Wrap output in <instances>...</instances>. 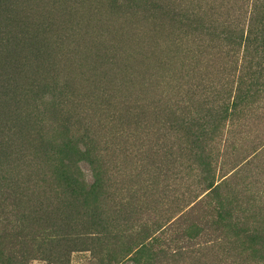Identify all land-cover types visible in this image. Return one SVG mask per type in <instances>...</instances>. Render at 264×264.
Masks as SVG:
<instances>
[{"label":"rangeland","instance_id":"1","mask_svg":"<svg viewBox=\"0 0 264 264\" xmlns=\"http://www.w3.org/2000/svg\"><path fill=\"white\" fill-rule=\"evenodd\" d=\"M1 150L0 264H264V0H0Z\"/></svg>","mask_w":264,"mask_h":264},{"label":"trees","instance_id":"2","mask_svg":"<svg viewBox=\"0 0 264 264\" xmlns=\"http://www.w3.org/2000/svg\"><path fill=\"white\" fill-rule=\"evenodd\" d=\"M87 139H88V136H87ZM53 147L54 146L52 145L51 142H46L43 144V147H42L43 150L42 152H40L43 161L49 162L51 158L54 157L53 153H55V150L57 148L55 147L54 149ZM78 147L65 146L62 149L58 150V154L62 156L61 158L62 160L67 159L68 162H71L75 159V156L81 155L83 153V151L80 150V146ZM2 153L4 152L1 150L0 151V191L2 189H5V186L10 185L11 184L10 182L13 181V179L15 178L14 175L12 174H9L8 176L2 175V172H3L2 167H4V164H3L4 155H1ZM56 155L57 154H55V156ZM68 162L67 164H69ZM63 177L64 179L60 181V189H62V192L68 191V196L71 200L72 207L76 208V210L79 208H82V210L84 211V214L87 213V216L91 218L92 220L97 218L98 214L101 213V211L97 208H93L89 211V209L86 208V203H85L87 202L86 193L83 191L82 187L78 185V182H76L70 175H68V173H64ZM93 225H95V223L91 222L87 226L92 227ZM77 226H80V225L79 224L75 225V227ZM67 234H68L67 232H65V236L64 234H62L63 238H59V239L57 238V242L60 240L70 242L71 241L70 239H65L67 237ZM67 247H69V245H67Z\"/></svg>","mask_w":264,"mask_h":264},{"label":"bare ground","instance_id":"3","mask_svg":"<svg viewBox=\"0 0 264 264\" xmlns=\"http://www.w3.org/2000/svg\"><path fill=\"white\" fill-rule=\"evenodd\" d=\"M38 11H39V10H38ZM103 16H104V15H103ZM106 17H107V16H106ZM102 18H103V17H102ZM26 20H27V19H26ZM92 29H93V26H92ZM94 33H95V32H94ZM92 40H93V39H92ZM88 41H89V40H88ZM95 44H96V43H95ZM95 44H94V45H95ZM92 45H93V44H92ZM85 46H86V45H85ZM95 50H96V49H95Z\"/></svg>","mask_w":264,"mask_h":264}]
</instances>
